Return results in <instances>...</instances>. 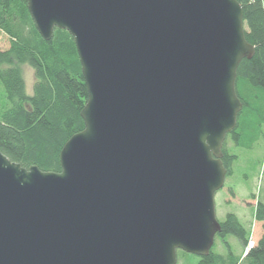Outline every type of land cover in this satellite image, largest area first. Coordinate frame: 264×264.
Masks as SVG:
<instances>
[{"label": "water", "instance_id": "1", "mask_svg": "<svg viewBox=\"0 0 264 264\" xmlns=\"http://www.w3.org/2000/svg\"><path fill=\"white\" fill-rule=\"evenodd\" d=\"M40 35L73 37L84 128L61 171L0 151V264H176L220 230L222 145L254 47L238 0H26Z\"/></svg>", "mask_w": 264, "mask_h": 264}, {"label": "trees", "instance_id": "2", "mask_svg": "<svg viewBox=\"0 0 264 264\" xmlns=\"http://www.w3.org/2000/svg\"><path fill=\"white\" fill-rule=\"evenodd\" d=\"M242 6L244 34L254 47L250 58L238 64L235 91L241 102L236 125L222 145L226 176L232 174L237 156L225 142L251 148L264 139V0H238ZM0 31L8 47L0 48V151L24 167L37 165L45 171H61L59 153L64 143L84 128L80 111L87 99L86 85L73 37L54 28L50 39L38 32L26 0H0ZM33 70L31 92L27 91L22 66ZM254 219L264 225V202L257 201ZM215 237L225 242L234 235L243 251L213 250L199 256L198 264H264V231L255 244L235 213L219 221ZM181 253H186L179 249ZM178 252V251H177Z\"/></svg>", "mask_w": 264, "mask_h": 264}, {"label": "rangeland", "instance_id": "3", "mask_svg": "<svg viewBox=\"0 0 264 264\" xmlns=\"http://www.w3.org/2000/svg\"><path fill=\"white\" fill-rule=\"evenodd\" d=\"M8 42V37L0 31V48L8 47ZM22 71L27 91L31 92L33 70L23 65ZM225 146L237 158L232 163V174L225 176L223 186L214 194L215 214L219 221L224 220L228 212L237 215L250 234L247 248L253 246L264 231V225L253 216L257 201L264 202V139H258L251 148L236 145L230 140L225 142ZM224 238L225 242L215 237L213 250L226 252L228 243L233 253L240 256L244 248L239 240L232 234ZM177 251L176 264H198V255Z\"/></svg>", "mask_w": 264, "mask_h": 264}]
</instances>
